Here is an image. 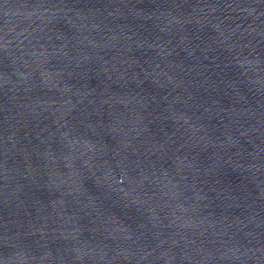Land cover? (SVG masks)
<instances>
[{
  "label": "water",
  "instance_id": "obj_1",
  "mask_svg": "<svg viewBox=\"0 0 264 264\" xmlns=\"http://www.w3.org/2000/svg\"><path fill=\"white\" fill-rule=\"evenodd\" d=\"M0 264H264V0H0Z\"/></svg>",
  "mask_w": 264,
  "mask_h": 264
}]
</instances>
